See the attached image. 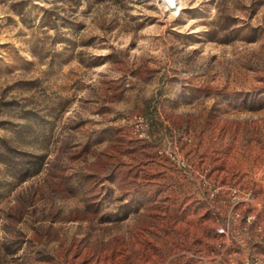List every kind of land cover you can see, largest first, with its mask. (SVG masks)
Here are the masks:
<instances>
[{
	"label": "rangeland",
	"instance_id": "rangeland-1",
	"mask_svg": "<svg viewBox=\"0 0 264 264\" xmlns=\"http://www.w3.org/2000/svg\"><path fill=\"white\" fill-rule=\"evenodd\" d=\"M169 3L0 0V264H264L157 152L253 187L264 222V0Z\"/></svg>",
	"mask_w": 264,
	"mask_h": 264
},
{
	"label": "built area",
	"instance_id": "built-area-1",
	"mask_svg": "<svg viewBox=\"0 0 264 264\" xmlns=\"http://www.w3.org/2000/svg\"><path fill=\"white\" fill-rule=\"evenodd\" d=\"M132 121L138 136L148 137L146 135L149 129L148 116L136 114ZM182 139L190 148L195 144V139L190 134L184 135ZM174 143L173 147L171 144L168 147L164 144L157 145V152L159 155L167 156L179 168L190 199L213 201L221 198L230 205L228 213L220 212L224 222L216 228L217 233L228 236V232L232 229L234 238L239 243L252 240L264 242V222L258 219V214H262V199L258 197L256 190L238 183L226 184L216 181L212 177L210 163H198L189 153L183 152L177 142ZM262 164L264 166V162ZM252 263L261 264V260L255 258ZM218 264L224 263L218 262Z\"/></svg>",
	"mask_w": 264,
	"mask_h": 264
},
{
	"label": "bare ground",
	"instance_id": "bare-ground-1",
	"mask_svg": "<svg viewBox=\"0 0 264 264\" xmlns=\"http://www.w3.org/2000/svg\"><path fill=\"white\" fill-rule=\"evenodd\" d=\"M170 3L169 4H172L174 2V0H168Z\"/></svg>",
	"mask_w": 264,
	"mask_h": 264
}]
</instances>
